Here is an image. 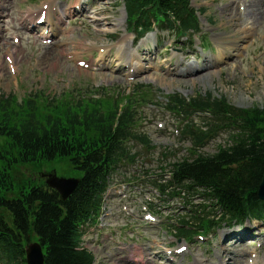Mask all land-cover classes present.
I'll return each instance as SVG.
<instances>
[{"label":"trees","instance_id":"1","mask_svg":"<svg viewBox=\"0 0 264 264\" xmlns=\"http://www.w3.org/2000/svg\"><path fill=\"white\" fill-rule=\"evenodd\" d=\"M185 2L127 0L126 4L130 16L140 15L138 23L145 19L144 31L151 27V17L159 23L176 16L185 26L194 25ZM96 92L97 97L72 93L60 99L45 92L23 99L0 95L1 262L26 264V245L35 236L43 246L44 264L94 263V253L83 244V226L98 216L121 164L136 162L138 153H132L130 142L152 147L149 135L139 130L144 119L141 109L152 102L150 85L137 84L128 95ZM176 96L173 107L176 102L186 113L210 111L216 118L209 130L186 126L194 143L189 156L170 161L151 177L169 199L179 196L192 208L182 216V226H174L177 233L189 237L194 228L212 229L218 217H264V201L257 195L264 176V108H237L226 97L211 93L190 101ZM222 129L231 130L229 144L212 154L199 150ZM55 160L80 171V183L67 200L27 173L32 166Z\"/></svg>","mask_w":264,"mask_h":264},{"label":"rangeland","instance_id":"2","mask_svg":"<svg viewBox=\"0 0 264 264\" xmlns=\"http://www.w3.org/2000/svg\"><path fill=\"white\" fill-rule=\"evenodd\" d=\"M45 1L47 0H2L0 2V36L8 41L7 45L0 48V62L3 63V67L0 68V94H16L21 98L26 93L44 90L52 97L62 95L66 91L77 94L81 90L101 86H108L116 92H122L124 89L132 90L137 82L150 84L155 89L159 88L160 90L156 91L157 99L163 105L147 106L144 115L148 118V122L146 121L140 128L141 131L150 135L153 144L157 146L149 151L143 150L142 156L146 155L149 160H152H148L149 163L146 164L148 168L157 169L161 151L164 147H173L175 141H182L183 147L191 145L189 141L178 140L174 134H170V128L167 129L169 132L166 134L159 131L158 122L167 124L163 107L167 94L183 92L185 95H195L199 91L212 92L215 95H225L239 107L255 104L264 106V84L258 81L259 77L264 78V71L261 68L264 66V0L256 9L257 22L252 33L239 52L233 47V42L244 36L243 29L246 26L252 25V21L250 19V22L248 21L249 1L194 0L197 8H206L203 11L204 14H201V21L207 29H211L207 32L208 37L212 38L216 44L211 43L212 50L207 52L214 56L219 53V47H221L225 49L224 60L206 68L202 59L200 70L196 74L191 77L178 76L175 73L179 65L175 66L177 59L171 61L173 53L170 56V47L175 45V48H179L180 43L169 38L167 33H161L158 38L163 41V44L159 49L157 48L156 52L148 56L147 44H143L142 48L132 45L131 50L142 58L141 62L144 64L134 80L126 76L127 68L121 66L122 69L119 70L116 63L118 61L116 58L126 59V52L120 57L117 55V50H114L112 54L106 51L104 53L106 61L101 65L97 62L90 69L81 68L77 66L76 60L71 61L66 57L67 53H78V58L86 57L91 60L99 47L103 46L107 49L114 45V42L110 41L120 36L119 33L125 32V21H127L121 0L112 5L103 4L100 14L105 18L101 22L92 23L86 18L80 30L78 26L82 25L80 20H83V17L78 15L76 21L63 25L60 29L63 33H59L52 48L42 45L39 40L25 34L20 29L17 19L20 9L34 8ZM69 1L59 0L58 4L60 8L62 5L66 8L70 4ZM244 6L245 8L242 9L241 7ZM16 33L23 35L21 46L12 44L11 36ZM150 39L155 41V36ZM118 40L119 43L124 41L132 44L131 35H126L123 39L119 37ZM59 42L61 44L58 46ZM152 47L155 48L156 44ZM9 50L14 53L20 86L15 84L17 81L6 64L5 53ZM52 50L56 53L50 61L44 57V54ZM169 64L173 66V71L167 75L162 66L166 67ZM195 121L203 124L202 116H197ZM227 136V133H222L217 139L209 142L202 151L214 153L217 150V144L225 143ZM184 153L185 151L179 150L178 155L182 157ZM51 169L64 177H73L80 172L66 162L58 160L47 162L43 166L31 167L32 172L39 173ZM127 169L133 171V167H123L121 172ZM121 172L110 183V190L105 195L102 215L99 222L92 226L94 231L87 227L90 233L86 232L84 245L94 252L96 257L94 264H171L166 259L164 250L167 245L175 244L170 242L172 234L153 227V224L145 221L143 217L146 196L154 194L153 188L147 184L137 186V184L122 181ZM123 176L126 174L124 173ZM126 195L127 198H125ZM124 205L127 206V210H124ZM178 207L179 204L174 203L169 205L163 213H173L174 210H180ZM98 224L100 227L103 225V228L98 227ZM261 228L264 230V224H261ZM222 232V230L217 231L215 237L210 235V241L207 244L191 243V251L183 258V264L198 262L199 264H248L250 245L243 246L245 252L242 256L243 250H240V246L233 255L224 254L223 244L219 241ZM262 258L264 261V247L261 251Z\"/></svg>","mask_w":264,"mask_h":264},{"label":"water","instance_id":"3","mask_svg":"<svg viewBox=\"0 0 264 264\" xmlns=\"http://www.w3.org/2000/svg\"><path fill=\"white\" fill-rule=\"evenodd\" d=\"M47 184L53 188H56L63 199L69 197V195L76 189L79 179L78 178H68L58 176L56 171L47 174ZM258 195L264 200V177L258 188ZM27 261L28 264H43L44 254L42 247L39 243H32L27 248Z\"/></svg>","mask_w":264,"mask_h":264},{"label":"bare ground","instance_id":"4","mask_svg":"<svg viewBox=\"0 0 264 264\" xmlns=\"http://www.w3.org/2000/svg\"><path fill=\"white\" fill-rule=\"evenodd\" d=\"M260 2H262V0H249V3H250V7H249V14H248V21H249V19L252 21L251 22V26H246L244 29H243V31H244V36L242 37V38H240L239 40H235L234 42H233V47H235V50L236 51H240L241 49H243L242 48V46H243V44H245V42L247 41V39H248V37L251 35V33H252V30H253V28H254V26H255V24H256V22H257V17H256V9H258V6L260 5ZM54 17V16H53ZM250 22V21H249ZM54 26V29H56L57 30V26L54 24L53 25ZM53 47V46H52ZM52 47H49V48H52ZM222 52H225V51H222ZM222 52H219L218 54H216V56H215V61L216 62H220V61H222L223 60V58H224V54L225 53H222ZM11 53H13V52H11V50L8 52V54H11ZM55 50H52V51H47V52H45V54H44V57L46 58V59H48V60H52V57H53V55H55ZM138 63V62H137ZM3 67V63L2 62H0V68H2ZM140 69H142V66L140 67ZM219 72V71H218ZM233 237H235V235L233 236ZM232 237V238H233ZM231 238V239H232ZM244 239H245V237H243ZM233 240V239H232ZM223 250H224V254L225 253H227V254H229L231 251H232V248L228 245V244H224L223 245Z\"/></svg>","mask_w":264,"mask_h":264}]
</instances>
